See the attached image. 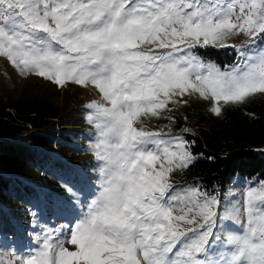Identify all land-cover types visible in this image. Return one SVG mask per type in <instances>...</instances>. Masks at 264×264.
<instances>
[{
	"label": "snow or ice",
	"instance_id": "snow-or-ice-1",
	"mask_svg": "<svg viewBox=\"0 0 264 264\" xmlns=\"http://www.w3.org/2000/svg\"><path fill=\"white\" fill-rule=\"evenodd\" d=\"M209 46L236 61L221 70L193 54ZM0 57L99 97L85 106L91 199L23 249L0 244V264H264V180L222 209L197 185L178 190L171 177L195 163L194 142L145 124L173 123L165 113L185 96L210 100L217 116L264 96V0H0Z\"/></svg>",
	"mask_w": 264,
	"mask_h": 264
},
{
	"label": "rangeland",
	"instance_id": "rangeland-1",
	"mask_svg": "<svg viewBox=\"0 0 264 264\" xmlns=\"http://www.w3.org/2000/svg\"><path fill=\"white\" fill-rule=\"evenodd\" d=\"M245 39L240 36L229 40L228 43L238 45ZM210 48L228 50L227 54L233 57V62L237 59L236 52L230 47L197 48L193 50V54L206 63H215L221 70L226 65L233 64L226 60L227 55L225 54L221 57L222 64H219L215 59H204V53L199 52ZM0 97L13 103L53 105L60 109L61 115L68 121L65 129L68 132L71 153L59 152L57 148H53L54 155L60 160H56L55 156H49L51 160H54L49 170H44L26 181L27 189L33 190L35 194L34 201L33 199L29 201H33L30 206L20 209V203L17 202L15 212L8 211L5 206L0 210V244L5 248L15 246L18 249H23L34 238V229L38 230L45 223L62 225L66 221H72L83 204L91 199L93 187L97 183V174L95 158L89 148L94 129L86 120L88 110L85 106L99 97L97 91L91 86L83 87L69 83L64 87H57L54 83L35 75L22 76L6 58L2 57H0ZM257 98L264 99V96H257L253 99ZM183 99L187 100L186 104L181 103L171 113H165V115L174 118L173 123H169L168 120L152 119L145 121L146 126L150 129H158L167 125L171 128L172 134L184 135L187 139V135L196 133V118L194 116L196 112L201 111L214 121L223 116L225 106L221 115L217 116L210 111V100H204L198 95L185 96ZM186 128L190 130L187 133L182 131ZM260 150L264 152V147ZM199 158L201 156L197 155L196 160ZM45 163L46 161L43 162V164ZM184 171H177L171 177L172 183L177 186V189L180 190L182 186L186 185H197L201 188L196 180L185 178ZM253 180L259 179H247L235 175L223 191L209 194L221 198L222 209L225 199L232 200L234 197L242 195L245 183ZM201 190L205 191L203 188Z\"/></svg>",
	"mask_w": 264,
	"mask_h": 264
},
{
	"label": "trees",
	"instance_id": "trees-1",
	"mask_svg": "<svg viewBox=\"0 0 264 264\" xmlns=\"http://www.w3.org/2000/svg\"><path fill=\"white\" fill-rule=\"evenodd\" d=\"M227 51L210 48L199 53L222 64L224 54L233 62ZM194 116L197 130L187 139L194 142L191 150L201 158L184 171L185 178L196 180L208 193L223 191L235 175L264 180V152L260 150L264 147L263 98L226 105L217 121L201 111ZM67 124L53 105L13 103L0 97V210L5 206L15 212L17 202L20 209L32 204L35 194L27 189L26 181L49 170L54 163L49 158L55 156L53 148L72 151Z\"/></svg>",
	"mask_w": 264,
	"mask_h": 264
},
{
	"label": "built area",
	"instance_id": "built-area-1",
	"mask_svg": "<svg viewBox=\"0 0 264 264\" xmlns=\"http://www.w3.org/2000/svg\"><path fill=\"white\" fill-rule=\"evenodd\" d=\"M54 151V150H53Z\"/></svg>",
	"mask_w": 264,
	"mask_h": 264
}]
</instances>
